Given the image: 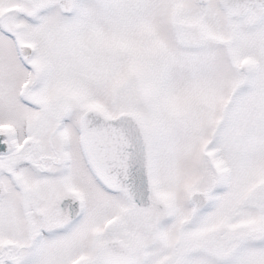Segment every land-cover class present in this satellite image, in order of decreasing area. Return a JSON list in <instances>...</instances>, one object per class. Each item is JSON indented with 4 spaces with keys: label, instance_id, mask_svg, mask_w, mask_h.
I'll return each instance as SVG.
<instances>
[{
    "label": "snow or ice",
    "instance_id": "1",
    "mask_svg": "<svg viewBox=\"0 0 264 264\" xmlns=\"http://www.w3.org/2000/svg\"><path fill=\"white\" fill-rule=\"evenodd\" d=\"M0 264H264V0H0Z\"/></svg>",
    "mask_w": 264,
    "mask_h": 264
}]
</instances>
